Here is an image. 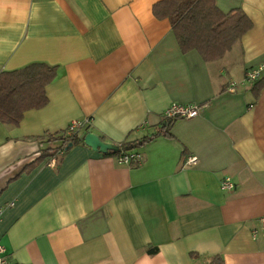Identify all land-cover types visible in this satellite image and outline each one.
Masks as SVG:
<instances>
[{"label":"crops","instance_id":"crops-1","mask_svg":"<svg viewBox=\"0 0 264 264\" xmlns=\"http://www.w3.org/2000/svg\"><path fill=\"white\" fill-rule=\"evenodd\" d=\"M158 1L0 0V74L55 68L46 104L0 123L9 264H264V68L244 79L264 66V0H215L252 27L210 62L180 51ZM172 103L198 115L159 134ZM72 120L114 145L156 136L136 167L84 143L38 159Z\"/></svg>","mask_w":264,"mask_h":264},{"label":"trees","instance_id":"trees-1","mask_svg":"<svg viewBox=\"0 0 264 264\" xmlns=\"http://www.w3.org/2000/svg\"><path fill=\"white\" fill-rule=\"evenodd\" d=\"M154 16L167 18L182 53L196 50L205 62L222 57L231 46L246 33L252 23L240 9L221 11L215 0H160L152 6ZM55 68L43 63H32L23 68L0 74V123L16 125L23 113L32 108H40L47 102L45 86L53 80ZM257 80V79H256ZM256 80L252 81L255 82ZM264 87V80L253 86L256 93ZM175 120V119H174ZM174 120H166L159 134H169V126ZM81 130L72 135L64 131L56 135H46L58 141V146L50 144L42 150L38 159L49 156L58 158L71 144L83 143ZM156 134L136 142L116 144L117 150L109 154L115 157L129 154ZM51 140L49 142H51ZM58 149L61 153H57ZM39 160H36V163ZM136 167L138 164L130 163Z\"/></svg>","mask_w":264,"mask_h":264},{"label":"built area","instance_id":"built-area-1","mask_svg":"<svg viewBox=\"0 0 264 264\" xmlns=\"http://www.w3.org/2000/svg\"><path fill=\"white\" fill-rule=\"evenodd\" d=\"M262 68L256 67L248 69L244 74V79L248 82H252L259 78ZM233 86V84H231ZM232 88V87H231ZM199 112V106L194 104H177L172 103L168 107L165 108L163 111V117L166 120H174L178 118H193L198 115ZM88 123L87 120L85 121H79V120H72L65 128L64 132L67 135H72L76 133L77 131L81 130L85 127V125ZM57 153H61V150L58 149ZM56 161V158L51 157L48 161L50 165H54ZM116 161L120 164H139L141 162V154L139 152H132L129 154H123L121 156L116 157ZM196 162L195 157H188L185 160V164H194ZM234 183L230 177H224L219 182V187L223 191H231L234 189ZM0 264H9L8 258L5 255V251L3 247L0 246Z\"/></svg>","mask_w":264,"mask_h":264},{"label":"water","instance_id":"water-1","mask_svg":"<svg viewBox=\"0 0 264 264\" xmlns=\"http://www.w3.org/2000/svg\"><path fill=\"white\" fill-rule=\"evenodd\" d=\"M83 143L91 149L101 153L117 150L116 145L102 141L98 135L92 132L85 133L83 136ZM69 146H71V144Z\"/></svg>","mask_w":264,"mask_h":264}]
</instances>
